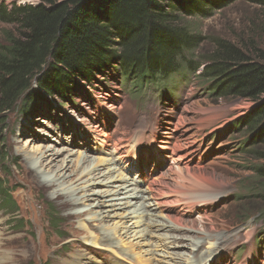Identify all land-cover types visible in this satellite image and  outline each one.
<instances>
[{"label":"rangeland","instance_id":"374dc122","mask_svg":"<svg viewBox=\"0 0 264 264\" xmlns=\"http://www.w3.org/2000/svg\"><path fill=\"white\" fill-rule=\"evenodd\" d=\"M14 3L37 4L39 0L35 3L32 0H0V5ZM180 19L189 32L199 37L200 45L184 52L178 59L177 71L169 77L142 81L141 77L125 76L116 66L104 76H98L94 85L81 82L83 87L73 96L51 95L48 102L34 101L30 112L22 109L20 100L8 112V127L4 141L0 140V177L5 179L8 188H13L19 209L14 215L0 205V259L5 250H9L13 260L7 264H64L81 251L88 259L98 258L106 264H111L113 259L135 264L133 259L128 262L120 260L119 246L114 248L116 251L85 244L86 232L79 230L78 226L94 213L87 212L79 218L68 216L69 213L89 211L92 207L88 204L97 201L66 208L54 195L56 188L51 190L41 186V179H48L53 171L47 168L45 174L36 175L31 166L47 146L50 152L60 151L61 155L56 158L59 162L69 156V159L79 160L80 154H87L89 161L109 158L119 172L129 173L128 177L133 178L138 189L146 190L151 179L156 177L154 195L158 202L148 199L147 202L157 204L148 206L147 212L148 217L157 216H153L150 222H164L168 220L167 215H181L184 223L192 222L195 229H204L195 236H210L196 238L203 243L201 257H195L187 248L152 246L153 252L155 249L157 252L151 256V264H187L194 259L197 264H264V197L257 194L262 179L257 178L255 171L264 161L249 156L248 151L251 152L252 148L245 143L263 120L250 127L234 125L259 101L240 97L217 98L212 94V79L202 73L203 65L213 57L220 40L225 39L251 58H257L259 50H264V8L248 0H236L215 10L210 17L195 15ZM17 30L0 21V42L7 35H16ZM35 87L34 84L31 89ZM96 125L102 133L103 130L107 132L109 138L94 131ZM139 145L143 146L138 148ZM154 145L167 147L163 148L165 153L161 149L162 162L161 155L152 148ZM137 149H140L137 151L139 161L133 159ZM173 150L177 151V156H172ZM121 154L125 157L120 160ZM3 155H8L5 161H2ZM179 155L181 157L174 164L172 157ZM30 156L33 159H28ZM125 161H133L128 163L133 167L125 168ZM139 167L146 173L143 178H137L135 170ZM72 170L70 167L66 174ZM68 185L71 181L64 187ZM91 187L100 191L107 188L102 185ZM142 194L151 196L148 191ZM80 196L73 194L71 198L77 200ZM107 208L111 210L112 207H102L103 210ZM123 209L111 212L125 214ZM49 211L58 216L61 225L58 230L50 225ZM13 216L16 220L12 221ZM127 218L113 216L104 221L105 226L120 229L122 238L113 237L122 248L143 241L134 238L132 233H124ZM86 222L91 225L90 221ZM97 223L103 225L100 220ZM100 228L94 225L91 230L100 232ZM155 228L153 226L150 234L154 236H148L152 242L159 241V237L165 241L164 234L176 235L175 230ZM214 242L219 248L213 253L219 256L213 262L212 258L216 256L213 254L209 262L205 253ZM164 245L168 246L166 241ZM144 248L147 247L143 245L141 249ZM173 256L182 259L172 261ZM144 263L148 264H141Z\"/></svg>","mask_w":264,"mask_h":264},{"label":"trees","instance_id":"16d2710c","mask_svg":"<svg viewBox=\"0 0 264 264\" xmlns=\"http://www.w3.org/2000/svg\"><path fill=\"white\" fill-rule=\"evenodd\" d=\"M234 1L39 0L37 4H1L0 21L18 30L0 42V140L4 141L8 127V112L20 100L22 109L30 112L34 101L48 102L51 95L73 96L82 83L94 85L98 76L116 66L125 76L141 77L142 81L169 77L177 71L184 52L200 45L199 37L189 32L180 18L210 17ZM248 1L264 8V0ZM256 56L253 59L237 45L220 40L202 73L212 79V94L217 98L259 101L234 125L250 127L263 120L245 143L252 148L249 156L264 161V50ZM7 156L3 155L2 161ZM255 171L262 179L257 194L264 197V162ZM12 192L0 177V205L15 215L19 208ZM49 217L51 227L58 230V216L49 211Z\"/></svg>","mask_w":264,"mask_h":264},{"label":"bare ground","instance_id":"6f19581e","mask_svg":"<svg viewBox=\"0 0 264 264\" xmlns=\"http://www.w3.org/2000/svg\"><path fill=\"white\" fill-rule=\"evenodd\" d=\"M94 131L101 134L102 137L109 138V134L105 132L104 130L102 133L101 129L97 125L94 126ZM104 142L106 143V141ZM142 146L143 145H139L138 148H141ZM152 148L156 150L155 152L157 154L161 155L162 157L161 162H162L164 156L161 152V149L164 152L166 151V149H163V148H167V147H164V146L159 147V145L158 146L154 145L152 146ZM118 150L119 148L116 146L115 151L118 152ZM139 150L140 149H137L134 152L133 159L135 161H139L138 153H137V151ZM183 154H185V152ZM60 155L61 153L59 150H57L56 152L55 151L50 152V148H48L47 150V146H46L43 148L41 153L35 157L36 163L33 166H31V169L35 172L36 175L45 174L47 168L53 171L52 173H50L51 175L48 179H41L40 184L42 187L44 186L46 188H51V190L56 188L54 189V195L56 196V198L60 200V204L63 207L73 208L74 206L86 205L89 201H92V200L97 201V202H93L95 204L93 203L88 204L92 207L89 211L79 212L81 214H73V213L68 214L69 217L77 216L79 218L80 216L87 214V212H89V214L94 213L88 220L84 219L83 222H80L78 226L79 230H81L82 232H86L87 237L85 238V244L90 245L91 247H96V248H99V247H103L105 249L110 248V250L111 248L113 250L115 247L117 248V246H119L118 248H119L120 260H123V261L125 260L128 262V260L133 259L135 264L136 263L141 264L142 262H147L148 264L153 263V258L151 256L154 255L157 251L155 249V251L153 252L152 246L156 248L158 247L160 248L161 246H163L164 249H169V248L185 249L187 248L188 250H190V253H192L195 257H199V256L201 257V255L203 256L204 252L201 254L203 243L200 240L196 241V238L197 237L206 238V236H209V234H204L200 236H195V234L199 235L198 233L204 231V229H200V228L195 229L193 227L194 225L192 222L191 224L186 223V222L184 223L180 219L181 215L180 216L167 215L168 217L167 221L162 222V221L154 220L153 222H150L151 220H153V216L154 217L157 216L156 214H154L148 217V212H147L148 206L157 204V203H153L149 201L147 202V200L150 198L156 200L155 199L156 196L154 195L156 192L155 186H154L157 180L156 177L151 179V182L148 184L146 190L144 189L142 190L136 187V184L133 182L134 180H132L133 178L131 179L128 177L129 173L126 174L125 172H122V171L119 172V169L117 170L116 167L112 166L109 158L101 157L97 161L95 160L89 161V157L87 154L83 156L82 154H80L81 158H79V160L69 159L70 157L69 156L67 158L61 159L60 162L56 161V158L59 157ZM177 155H178L177 151L173 150L172 156H177ZM182 156H185V155H182ZM124 157H125L124 154H121L119 155L118 159L121 160ZM180 157H181L180 155L178 157H172L171 160L174 163L176 159ZM31 158H32L31 156L28 157V159H31ZM54 161H56L55 164L53 163ZM124 163H125L124 167L128 169V168L133 167L131 166V164H128V163H134V162L131 161L127 163V161H125ZM70 167H72L73 170L70 172V174H66V171L69 170ZM104 168H106V170H103ZM186 170L189 171L190 169L187 168ZM135 171L137 173V178H143L142 176L146 175L145 171L144 170L142 171V168L137 169ZM100 177H103V179H101ZM68 181H71V185L70 186L68 185V187H64L65 183H68ZM92 182L94 183L91 184ZM137 184H138V181H137ZM91 185H93L94 187L102 185L107 188L101 191L96 190V189L93 190ZM132 185L133 187L131 188ZM145 191H148L149 193H151L150 194L151 196L148 197L142 194ZM89 192H92V193H89ZM73 194H77L81 196L77 200H74L73 198H71V195ZM101 197L103 198L106 197V198L101 199ZM186 200H188L189 202V199H186ZM108 201H113V202L108 203L106 205ZM116 201H119V202H116ZM183 201L185 202V200ZM205 201L207 200L205 199ZM160 202L161 201H159V203ZM198 202H195V203H198ZM192 204H194V202ZM104 206H111L112 208L111 210L108 208L107 210H103L102 207ZM95 208L97 209L95 210ZM116 209H120V210L123 209L124 211L123 213L125 214L111 212ZM178 214H181V213H178ZM113 216H122L124 218L125 216H127L128 218L126 222L128 223H124L125 224L124 233L126 235L132 233L134 234L133 235L134 238L135 237H137V239L141 238L143 241L142 242L137 241L136 243H132L131 245H129V247L128 246L125 248L120 247V243L116 242L115 240L116 237L115 238L113 237V236L120 237V229L117 226L111 227L108 225L105 226L104 224V221H107V219H110V217H113ZM99 220L102 222L103 225H100L97 223V221ZM86 221H90L91 225H89ZM93 222L94 223L96 222V224H94L95 228L101 227L99 229L100 232H94L91 230L92 226H94ZM172 224H175V225H172ZM153 226H155L156 227L155 229H158V230H175L176 235H173L172 237L166 234L163 235L164 236L163 238H165L166 244L168 245L167 247L164 245L165 241H162V239H160L161 237H159V241H153V242L151 241L149 237L154 236V235H150L152 234L153 230L151 231V229H153ZM101 231L103 232L101 233ZM0 236H2L1 231H0ZM219 242L220 241H218V243ZM143 245L146 246L147 248L141 249ZM218 245L215 242L210 243L208 251H206L205 253V255H207L206 261L208 260L209 262H211L212 255L213 254L216 255V253L215 252L213 253V251L219 248ZM26 248H28V246H26ZM114 250L117 251V249H114ZM3 254L4 256L0 259V261L2 260L1 264L2 263L7 264V262H11L13 260V256L11 255V252L9 250L7 251L5 250ZM146 255L148 257H146ZM176 255H179V254H176ZM127 256H129L130 258H127ZM218 256L219 255H216L214 258H212V261L213 262L217 261ZM178 258L182 259L180 256L178 257L176 256L172 258V261L177 260ZM111 261H112L111 264H127L125 262H120L119 259H115V260L113 259ZM165 261L169 262L168 260H165ZM64 264H106V262L104 263L98 258L88 259L87 256L84 255V252L80 251L75 254L74 259L72 261H66ZM187 264H197V262L194 259V261L193 260L187 261Z\"/></svg>","mask_w":264,"mask_h":264},{"label":"clouds","instance_id":"9594fccd","mask_svg":"<svg viewBox=\"0 0 264 264\" xmlns=\"http://www.w3.org/2000/svg\"><path fill=\"white\" fill-rule=\"evenodd\" d=\"M21 2H23V0H21ZM33 3L37 2V0H32Z\"/></svg>","mask_w":264,"mask_h":264}]
</instances>
